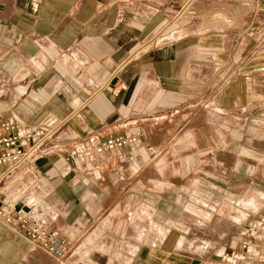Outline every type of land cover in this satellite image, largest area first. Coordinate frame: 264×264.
I'll return each instance as SVG.
<instances>
[{"label": "crops", "instance_id": "crops-1", "mask_svg": "<svg viewBox=\"0 0 264 264\" xmlns=\"http://www.w3.org/2000/svg\"><path fill=\"white\" fill-rule=\"evenodd\" d=\"M3 42L16 87L0 114L53 128L4 194L25 188L71 248L57 260L1 216L0 264H203L238 252L264 191L233 216L200 201L231 155L235 168L261 165L264 189V0H0ZM126 133L137 141L90 167L66 159ZM224 219L231 231L216 226Z\"/></svg>", "mask_w": 264, "mask_h": 264}, {"label": "built area", "instance_id": "built-area-1", "mask_svg": "<svg viewBox=\"0 0 264 264\" xmlns=\"http://www.w3.org/2000/svg\"><path fill=\"white\" fill-rule=\"evenodd\" d=\"M52 131L53 128L27 126L13 115L0 114V217L28 242L63 260L70 250V241L49 226L43 210L25 188L8 197L3 184L7 175L34 158ZM136 141L137 133L92 140L75 145L67 152L66 159L90 167L105 150L113 151ZM220 255L222 264H264V216L246 223L238 252L222 251Z\"/></svg>", "mask_w": 264, "mask_h": 264}, {"label": "rangeland", "instance_id": "rangeland-1", "mask_svg": "<svg viewBox=\"0 0 264 264\" xmlns=\"http://www.w3.org/2000/svg\"><path fill=\"white\" fill-rule=\"evenodd\" d=\"M8 50L9 48L8 45H6V43L4 42L3 44L0 43V62L2 59L4 60V58L6 59V57H9V54L7 52ZM1 64L2 63H0V106H3L4 104L12 103L9 100V96H10V92L14 90V87H16V85H12V83L7 82L8 70L2 68ZM245 154L246 153H244V155ZM234 157H235L234 155H231L225 158V163L222 172H218L223 180V182L220 181L222 183L221 187L216 186L215 185L216 183L213 184L212 182H207V184L205 185L206 195L203 196L204 199L200 201L205 204L204 206H207L206 207L207 209L208 207L209 208L221 207L220 209L226 212L225 214H229L230 216L235 215L236 210H238L239 208H241L244 211L246 207H244L243 204L247 203L249 198L261 197L262 194L260 192L264 191V189H262L259 186L261 184L260 183L256 184L255 182V179H257V177L261 175V173H259L258 171L260 170L261 165H259V168H257V170L254 168V164H252V166H247L246 164H243L241 165V167L236 166L235 168V166H233V161L235 160ZM259 182H263V181L259 180ZM254 190L255 192L253 193ZM178 198L179 196L177 195L176 199L178 200ZM180 200H181L180 202H183L184 200L183 197L180 198ZM236 200H238L239 203H237ZM261 203H263V199H261L260 204ZM144 214L149 215L150 211L148 209H145ZM193 218L195 219L197 217H193ZM216 226H218L220 230H225L226 232L231 231L232 229V225L230 221H227L225 219L222 220V222L217 223ZM189 231H188L189 232L188 235H185L186 232L183 234L188 237L199 236V232L197 230L192 229V231L191 230ZM191 232H193L194 234L190 235ZM202 263L221 264L220 262L217 263L212 258H210L207 263L206 262L205 263L202 262Z\"/></svg>", "mask_w": 264, "mask_h": 264}]
</instances>
